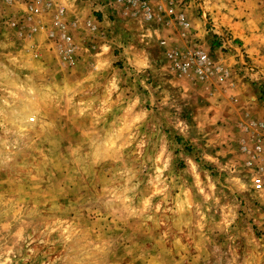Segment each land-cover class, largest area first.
Returning a JSON list of instances; mask_svg holds the SVG:
<instances>
[{"label":"rangeland","instance_id":"374dc122","mask_svg":"<svg viewBox=\"0 0 264 264\" xmlns=\"http://www.w3.org/2000/svg\"><path fill=\"white\" fill-rule=\"evenodd\" d=\"M180 1L211 42L252 15L250 39L211 48L244 42L240 74H264V0ZM88 15H66L73 65L0 38V264H264L260 130L242 135L224 99L172 69L174 23L127 12L91 31Z\"/></svg>","mask_w":264,"mask_h":264},{"label":"built area","instance_id":"2783aa9c","mask_svg":"<svg viewBox=\"0 0 264 264\" xmlns=\"http://www.w3.org/2000/svg\"><path fill=\"white\" fill-rule=\"evenodd\" d=\"M165 1L166 7L161 8L157 5L153 12L150 0H112L113 3L130 8L133 15H139L146 22L154 19L172 22L181 29L182 35L186 36L190 29V22L183 10V5L180 4L181 1L180 8L177 0ZM87 24L89 30H98L97 23L87 20ZM73 26L74 23L67 19L64 7L59 0H0V35L14 39L22 45L27 43L29 51L35 58L41 57L42 52L48 50L54 52L60 62L67 65L75 64L77 47L72 35ZM37 33L43 37V46L42 43L38 44L34 41V35ZM213 33L211 43L221 49L226 48V45L234 40L223 29L215 28ZM163 43H165L164 40L161 41V44ZM211 55L210 52L196 47L190 48L189 45L171 48L165 53L166 59L178 75H191L201 82L211 78L214 73L218 78L227 76L225 70L214 65ZM248 126L260 130L252 139L253 153L264 152L263 124L250 121ZM242 149H246V146L242 145ZM261 158L264 160V157ZM252 160L254 159L248 163ZM253 189L264 190V177L259 173L253 178Z\"/></svg>","mask_w":264,"mask_h":264},{"label":"crops","instance_id":"0c3cea01","mask_svg":"<svg viewBox=\"0 0 264 264\" xmlns=\"http://www.w3.org/2000/svg\"><path fill=\"white\" fill-rule=\"evenodd\" d=\"M59 2L64 7V10L66 12V15H68V11H74V13L82 12L83 9L87 12V14H90L92 16H85L87 20H90L92 22H96L98 24H107L109 20H111L110 16H121L125 17L126 13L128 12L131 16H134L130 8L125 7L123 4H116L113 3L112 0H59ZM150 5L152 7V11H155L156 5H160L161 8L166 7V1L165 0H150ZM124 11V12H123ZM153 11V12H154ZM123 13V14H122ZM125 13V14H124ZM248 16L247 12H243ZM119 14V15H118ZM78 15V14H77ZM80 17V15H78ZM75 16L71 22L77 23L79 22V17ZM139 16V15H137ZM252 16V15H251ZM251 16L246 17L247 20L243 21V23H238L237 21H233V19H226L224 28L230 32L232 38L239 41L244 39H250V34L246 33V29H250V22L248 21ZM140 17V16H139ZM68 18V17H67ZM78 18V19H75ZM141 18V17H140ZM188 18V17H187ZM190 18V25H194V22H192V17ZM188 18V20H189ZM121 19V18H120ZM120 19H118L116 22H119ZM156 20V19H154ZM115 21V20H114ZM144 21V20H143ZM151 21V20H150ZM149 21V22H150ZM145 22V21H144ZM157 22H163L162 20L157 19ZM199 24L197 27L191 26V35H182V41L181 44L177 47H185L188 46L190 48L196 47L204 50L205 52H210L211 60L214 63V65H218L221 69L225 70L227 72L226 77H217L216 73L213 74L211 78H208L206 81H198L194 82V84L199 85L203 90L205 91V94L208 95L209 100L214 101L216 100V97L222 98L225 101L221 100L219 103H224L225 110L227 112L228 117L231 119V123L233 126L239 130L242 135H244L245 132H247L248 129V123L251 121L257 123L258 120L261 121V123L264 126V74L261 76L259 75V71L257 72V78L252 80L254 82H251L247 79H244V75L240 74V69H238V61H241V56L243 55L246 50L244 49V42L241 48L235 49V51H228V52H221L220 54L217 51L212 50L211 48V40L209 38V34L207 32L204 19H199ZM170 25V22H168ZM167 24H160V26H168ZM172 23V22H171ZM121 24V21H120ZM175 27H178L177 25L173 24ZM240 25H243L241 28ZM246 26V27H245ZM116 27V26H115ZM196 28V29H195ZM178 29H180L178 27ZM252 30V29H251ZM169 36V35H167ZM166 37L167 40L170 39V36ZM0 38L7 39V36H1ZM166 39H163L165 43V49L168 51L171 49L172 45L169 43ZM13 43L18 44V47L21 49L20 51L27 50L29 55L35 59V57L32 56L31 52L28 49L27 43L21 44L12 39ZM8 43L10 41H7ZM204 44V45H202ZM15 46V44H13ZM169 48H166L168 46ZM175 48V47H173ZM244 51V52H243ZM43 52L48 53H54L48 50H44ZM55 54V53H54ZM165 57V56H164ZM236 57H238V61H236ZM166 59V57H165ZM167 60V59H166ZM180 76H188L190 78V75H180ZM191 80V78L189 79ZM197 81V80H195ZM193 84V81H191ZM217 101V100H216ZM230 104V106L228 105Z\"/></svg>","mask_w":264,"mask_h":264}]
</instances>
